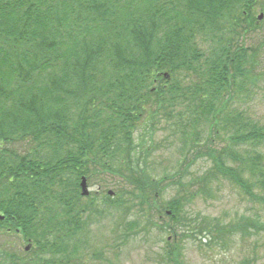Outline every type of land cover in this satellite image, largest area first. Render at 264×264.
Here are the masks:
<instances>
[{"label":"trees","instance_id":"1","mask_svg":"<svg viewBox=\"0 0 264 264\" xmlns=\"http://www.w3.org/2000/svg\"><path fill=\"white\" fill-rule=\"evenodd\" d=\"M258 11L264 0H0V234L33 246L0 264H110L92 228L114 214L119 247L157 233L156 264H186V240L227 250L264 234L260 212L189 213L220 181L264 212V125L245 107L264 93ZM164 120L182 161L157 179L136 135ZM83 177L99 191L83 197Z\"/></svg>","mask_w":264,"mask_h":264},{"label":"rangeland","instance_id":"2","mask_svg":"<svg viewBox=\"0 0 264 264\" xmlns=\"http://www.w3.org/2000/svg\"><path fill=\"white\" fill-rule=\"evenodd\" d=\"M261 13L258 11L257 16ZM245 107H248V112L253 121L264 125V93H258ZM146 126L144 124L140 128L139 133H137L136 143L140 145V149L143 148L150 151L148 163L151 168V174L157 179L162 178L166 173L169 175L174 174L182 161L181 140L178 138V134L174 135L172 133V128H169L172 126L166 127L165 120L162 124H156L153 137L147 134ZM144 131L146 132V137ZM211 165L210 161H199L192 167L191 171L203 173ZM213 190L214 194L212 197L197 198L194 204L190 206L189 210L191 211L189 213L193 218L198 215H208L210 217H218L224 222H231L236 221L242 214L254 216L257 212L262 213L264 217V212L259 211V206L245 199L235 185L220 181L214 184ZM90 191L95 193L99 191V188L97 186L90 187ZM176 193L177 190L167 191L165 198L169 200ZM133 219L134 217H129L126 222H130ZM121 220H123L122 216L114 214L113 218L101 220L92 228L93 235L99 236L98 247L105 253H111L107 257L110 264H156L155 252L159 251V246H164L162 239L158 240L157 233L153 232L147 237L146 242L140 243L139 239L138 241H132L127 246L119 247L117 245L119 233L116 235L115 232H117V226L122 225L120 223ZM166 221L168 220H160L163 223H166ZM10 240L11 238L7 237V235H0L1 252L7 249L12 250L8 246ZM235 240L237 243H232L233 245L227 250H221L219 246L209 250L205 247H200L197 242L186 240V264H240L243 259H252L256 264H264V234L252 235L243 240H240L238 236ZM27 246L28 243L22 245L23 252ZM87 264L102 263L88 261Z\"/></svg>","mask_w":264,"mask_h":264},{"label":"water","instance_id":"3","mask_svg":"<svg viewBox=\"0 0 264 264\" xmlns=\"http://www.w3.org/2000/svg\"><path fill=\"white\" fill-rule=\"evenodd\" d=\"M81 188H82V195L88 196L89 195V189H88L86 178L82 179ZM110 195H112V192H110ZM0 219H2V218H0Z\"/></svg>","mask_w":264,"mask_h":264},{"label":"flooded vegetation","instance_id":"4","mask_svg":"<svg viewBox=\"0 0 264 264\" xmlns=\"http://www.w3.org/2000/svg\"><path fill=\"white\" fill-rule=\"evenodd\" d=\"M25 252L28 253V254H30L32 252V249H26L25 248Z\"/></svg>","mask_w":264,"mask_h":264}]
</instances>
